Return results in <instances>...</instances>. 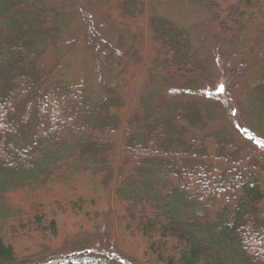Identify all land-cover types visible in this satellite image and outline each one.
I'll list each match as a JSON object with an SVG mask.
<instances>
[{
	"label": "trees",
	"instance_id": "obj_1",
	"mask_svg": "<svg viewBox=\"0 0 264 264\" xmlns=\"http://www.w3.org/2000/svg\"><path fill=\"white\" fill-rule=\"evenodd\" d=\"M186 1L203 4L214 44L256 68L235 106L264 141V0ZM84 4L130 36L103 46L112 80L96 99L54 79L75 0H0V264H125L96 239L130 264H264V153L221 102L156 87L211 89L213 60L153 0ZM15 234L42 240L19 253Z\"/></svg>",
	"mask_w": 264,
	"mask_h": 264
},
{
	"label": "rangeland",
	"instance_id": "obj_2",
	"mask_svg": "<svg viewBox=\"0 0 264 264\" xmlns=\"http://www.w3.org/2000/svg\"><path fill=\"white\" fill-rule=\"evenodd\" d=\"M153 2L160 15L189 31L192 52L197 56L210 57L213 60L215 74V84L211 89L176 90L165 87L162 83H157L156 87L169 98H201L221 102L228 114L230 128L235 136L264 153V141L250 130L235 106L236 101L243 98L249 82L256 75V68L244 61L243 57L237 53L236 46L229 47L225 44L213 43L208 28L202 24L209 15L201 2L191 3L186 0H153ZM119 37L123 38L121 48L117 46ZM128 43H130V36L126 31L95 22L86 12L84 0H75L72 21L60 39V49L67 52L68 56L65 65L59 73L54 75L56 76L54 79L65 83H82L86 86L89 96L96 99L101 94V86L112 80L104 64L103 46L120 52ZM252 61H255L254 58ZM12 196V200L19 199L21 194ZM41 238L42 236L38 237L34 234L31 236L15 234L11 241L19 253H24L37 249ZM63 238L60 235L58 241L55 240L56 242L51 244L57 245ZM92 247L99 254L130 264L110 243L104 245L96 239Z\"/></svg>",
	"mask_w": 264,
	"mask_h": 264
}]
</instances>
